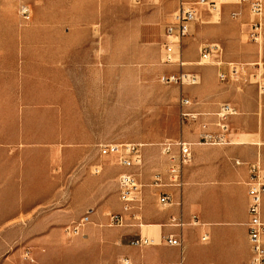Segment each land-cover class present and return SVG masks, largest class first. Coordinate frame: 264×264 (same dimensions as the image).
<instances>
[{"label":"rangeland","instance_id":"obj_1","mask_svg":"<svg viewBox=\"0 0 264 264\" xmlns=\"http://www.w3.org/2000/svg\"><path fill=\"white\" fill-rule=\"evenodd\" d=\"M182 1L195 0H0V264H67L81 227L104 225L95 213L121 208L117 175L134 170L100 146L142 143V180L150 182L144 170L165 167L155 160L159 142L195 124L180 119L181 93L215 91L216 79L219 105H232L237 84L252 85L244 91L257 100L264 95L256 82L264 77V33L248 34L249 7L242 58L224 52L220 67L198 63L201 47L231 42L236 28L222 5L235 0L201 6L176 51L183 64L163 62L165 25ZM231 61L246 63L247 75L219 80ZM180 70L199 82L164 79Z\"/></svg>","mask_w":264,"mask_h":264},{"label":"crops","instance_id":"obj_2","mask_svg":"<svg viewBox=\"0 0 264 264\" xmlns=\"http://www.w3.org/2000/svg\"><path fill=\"white\" fill-rule=\"evenodd\" d=\"M222 8L230 15L232 11L239 14L231 15L236 28L226 37L231 42L219 38L222 45L215 43L221 46L223 54L232 52L236 54L233 58L241 59L239 52L245 47L241 25L248 14L247 3L229 1ZM215 86V91L201 88L193 98L195 103L187 109L201 113L216 111L222 99L217 93L220 85L216 79ZM251 86L237 84L240 91L231 97L236 113L232 115L230 142H197L199 120H213V115H201L194 126L184 127L182 138L194 142L192 158L183 167L182 188H166L171 196L170 204H160L154 189L145 186L142 205L132 211L136 216L126 213L122 225H111L109 216L95 213L96 220H108V223L83 225L72 241L67 264H178L181 259L182 264H249L248 164L258 159L264 165V95H258L257 100L255 94L245 93ZM160 159L162 155L157 156L156 164ZM154 172L156 169L150 167L144 170V177L149 181ZM171 217L181 218L185 224L175 225ZM261 218L264 220V196ZM169 235L180 237L182 247L168 243L165 237ZM204 235L206 238L202 239ZM140 236L152 241L131 242Z\"/></svg>","mask_w":264,"mask_h":264},{"label":"built area","instance_id":"obj_3","mask_svg":"<svg viewBox=\"0 0 264 264\" xmlns=\"http://www.w3.org/2000/svg\"><path fill=\"white\" fill-rule=\"evenodd\" d=\"M248 2L249 12L252 16L250 21V30L248 34L254 40H258L264 33V0H240ZM216 0H195L182 1L178 8L173 12L171 19L165 25L164 41L162 43L163 62L183 64L176 58V51L179 49L181 39L189 33L190 23L197 20L201 6H207L210 9L216 8ZM21 13L28 17L27 8H22ZM238 11H232V17L237 16ZM221 66L222 48L218 43H209L200 48V58L198 63L203 60H210ZM247 75V64L242 62H227V70L219 68L217 76L221 81L234 80L243 78ZM260 74H255L258 77ZM167 82L182 84H196L199 82V76L196 73L185 71L173 72L165 75ZM246 79V78H245ZM259 94H264V77L256 80ZM179 115L181 121H196L201 115H213V120H199L200 133L197 139L198 143L206 144H225L230 142L231 127L229 117L236 113V109L230 103L224 102L219 105L216 111L211 113H201L187 109L195 101L181 93L178 98ZM194 142L188 141L182 137L176 139L166 138L159 142V149L164 160V171H157L152 174L150 182H143L141 179V168L143 165L142 143L121 142L105 143L100 146L104 153L113 154L118 164L134 170L123 171L117 175V187L121 201V211L112 212L109 216V224L122 225L125 222V214L136 215L132 213L142 205L143 188L150 186L154 189L158 202L162 205L171 203L170 193L167 187L181 189L183 180V167L191 161V145ZM238 163V162H237ZM249 178L246 181L248 186V214L247 221L248 238L251 248L249 264H264V220L261 218V202L264 196V165L257 159L248 164ZM101 165H95L94 173H99ZM171 222L175 225L182 226L185 222L181 218L171 217ZM78 223L73 226V232L79 231ZM206 236H202L205 239ZM170 244L182 247L180 237L169 235L165 237ZM152 239L140 236L138 239L131 241L134 244H144L151 242ZM182 264V259L178 262Z\"/></svg>","mask_w":264,"mask_h":264},{"label":"bare ground","instance_id":"obj_4","mask_svg":"<svg viewBox=\"0 0 264 264\" xmlns=\"http://www.w3.org/2000/svg\"><path fill=\"white\" fill-rule=\"evenodd\" d=\"M191 40V39H190Z\"/></svg>","mask_w":264,"mask_h":264}]
</instances>
